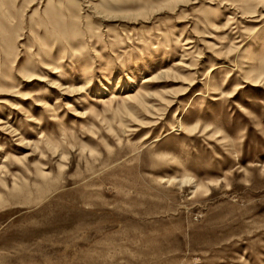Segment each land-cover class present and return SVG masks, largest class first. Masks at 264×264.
Segmentation results:
<instances>
[{
	"label": "rangeland",
	"instance_id": "obj_1",
	"mask_svg": "<svg viewBox=\"0 0 264 264\" xmlns=\"http://www.w3.org/2000/svg\"><path fill=\"white\" fill-rule=\"evenodd\" d=\"M7 122L0 264H264V0H0Z\"/></svg>",
	"mask_w": 264,
	"mask_h": 264
},
{
	"label": "bare ground",
	"instance_id": "obj_2",
	"mask_svg": "<svg viewBox=\"0 0 264 264\" xmlns=\"http://www.w3.org/2000/svg\"><path fill=\"white\" fill-rule=\"evenodd\" d=\"M254 12H252V13H250V14H253ZM84 49V47L83 46H78L77 47V51H81V50H83ZM83 67L82 68H85V66H86V62L84 63V65H82ZM177 66V65H176ZM48 67H51V69H52V71L53 70H57V68L58 67H56V65H54L53 63H50L49 65H48ZM85 70V69H84ZM86 75H88V73H85ZM168 73L167 72H164V71H162L160 74H158V75H156V76H154V77H150V78H143V83H153L154 82V80H158L160 77H162V76H166ZM30 77V76H29ZM29 77H27V78H29ZM263 81V79H261L260 80V78H257V79H254V80H252V83H254V86H258V85H260V83ZM87 85V82L85 83L84 82V86H86ZM132 85H133V83H132V81L131 80H129L128 79V81L126 82V83H117L116 84V86L114 87V89H116V88H120V90H118V91H121L122 90V92H124L125 91V93H128L129 91H126V90H129V88H131L132 87ZM192 86V84H190L189 85V87H191ZM82 88V87H81ZM85 89V88H84ZM83 90V89H82ZM65 91H67V89L65 90ZM75 91H76V89H75ZM77 91H79V90H77ZM103 91H106V88H105V86H104V84H100V88L98 89V91L97 92H101V93H103ZM69 92H73V93H75L74 92V89H72V91H69ZM151 97V95L150 94H148V93H143V91L141 90L140 92H138V93H136L135 95H133V96H129V95H127L126 97H125V101L128 103V102H131V104H133V106H127L126 105V107H125V112H124V114H125V117L126 118H128V117H130V116H133V114H134V110L135 109H140V108H142V109H146L147 110V108H146V104H144V101H145V99H149ZM58 99V98H57ZM124 101V102H125ZM56 104H58V102L57 103H55V105ZM170 104H172V102L170 103ZM42 108H48V106H47V103L45 102V103H43V105H42ZM74 115V114H73ZM79 115V114H78ZM74 116H77L76 114L74 115ZM179 116H180V114L177 116V118H176V120H175V122H174V124H176V131L177 132H181V133H186V132H188V130H187V127H186V125L184 124V122L182 121V119L181 118H179ZM176 117V116H175ZM10 118L8 117V119L7 120H9ZM157 122V121H156ZM153 123V124H151L150 126H156L157 125V123ZM139 123V122H138ZM0 124H2V123H0ZM8 124V122L7 123H4V125L0 128V131H2V132H8L9 134H12V136H13V134L15 133V131L14 130H12V128H11V126H8L7 125ZM134 126V125H133ZM135 126H137V125H135ZM197 129L195 128L193 131H191V132H195ZM191 135H193V133H190V136ZM14 136H16V134L14 135ZM148 138V137H147ZM146 139V138H145ZM144 139V140H145ZM20 143H23V141L22 140H20L19 141ZM180 185L181 186H191V181L190 180H187V179H184L181 183H180ZM195 188H196V190L195 191H197L198 189H199V187L196 185V186H194ZM195 193V192H194ZM209 193V192H208Z\"/></svg>",
	"mask_w": 264,
	"mask_h": 264
}]
</instances>
